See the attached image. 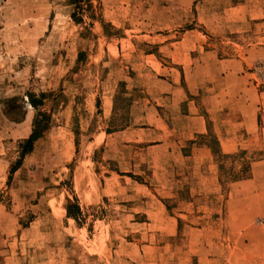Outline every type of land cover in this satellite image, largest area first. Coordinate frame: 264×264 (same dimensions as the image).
I'll use <instances>...</instances> for the list:
<instances>
[{"label": "rangeland", "instance_id": "obj_1", "mask_svg": "<svg viewBox=\"0 0 264 264\" xmlns=\"http://www.w3.org/2000/svg\"><path fill=\"white\" fill-rule=\"evenodd\" d=\"M223 96L264 101V0H0V264H257L264 109L226 153Z\"/></svg>", "mask_w": 264, "mask_h": 264}, {"label": "crops", "instance_id": "obj_2", "mask_svg": "<svg viewBox=\"0 0 264 264\" xmlns=\"http://www.w3.org/2000/svg\"><path fill=\"white\" fill-rule=\"evenodd\" d=\"M228 77L233 79L231 75H227L226 77H224V79ZM244 96L246 97V95ZM240 102L241 101L237 100V98L234 99L231 96H223L221 97L219 102V106H222L219 111H221L222 113L221 116L223 117V123L221 125H218V129L216 128V132L218 133L220 148L226 153H230L234 149L238 148V146L240 145V140L238 137H240L239 135L241 132L242 140L246 135H253L257 131L256 118L258 117V111L264 109V101L262 103L256 101L255 103L254 98H252L249 103L248 100L241 102L242 107H240ZM260 104L263 106L260 107ZM197 119L200 122V126L199 128H196V130L192 129L193 132H195L196 134H207L208 128L206 125V121L201 116H199ZM25 121L26 120L24 119L22 122H19L21 124L18 125L24 124ZM185 128L186 127L184 126V130ZM188 130H190V127H188ZM27 136H24V139H28L30 137ZM181 148L184 147L181 146ZM185 158L186 160H189L191 159V156L187 155L185 156ZM254 240L256 239L254 238ZM256 243L259 244V246H256L255 242L253 246L255 250H257V255L255 257H248V259L252 258V260H256L255 263L264 264V236H261L260 240L257 239ZM247 250L248 254L251 255L252 251L250 249ZM255 250H253V252Z\"/></svg>", "mask_w": 264, "mask_h": 264}, {"label": "trees", "instance_id": "obj_3", "mask_svg": "<svg viewBox=\"0 0 264 264\" xmlns=\"http://www.w3.org/2000/svg\"><path fill=\"white\" fill-rule=\"evenodd\" d=\"M42 98H45V95H43ZM29 102L33 108H37L38 106L42 105L41 101H35L34 99H30ZM39 116L43 120H45V118H46L45 114H40ZM42 119H40L39 117H36L34 122H33L32 134L24 142L23 152H22L23 158L32 153L35 143L38 140H40L43 137V135L45 134V132L48 130V127L46 125H44L45 123L43 122ZM23 120H24V118L21 121H23ZM21 121H16V122H21ZM21 162H22V160L20 162H18L14 167H12V169L10 170L11 174L15 173L20 168Z\"/></svg>", "mask_w": 264, "mask_h": 264}]
</instances>
